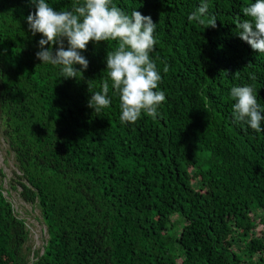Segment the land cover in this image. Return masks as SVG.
I'll return each instance as SVG.
<instances>
[{"label": "trees", "instance_id": "trees-1", "mask_svg": "<svg viewBox=\"0 0 264 264\" xmlns=\"http://www.w3.org/2000/svg\"><path fill=\"white\" fill-rule=\"evenodd\" d=\"M47 2L60 11L83 0ZM251 2L207 0L217 27L206 28L188 20L201 0H113L157 24L151 58L166 101L155 120L133 124L121 122L110 80V107L88 106L117 42H90L87 70L76 65L79 79H65L36 56L31 0H0V118L14 184L48 235L33 252L0 187V264H264V233L254 234L264 221V131L235 120L230 95L254 85L264 107V54L234 24Z\"/></svg>", "mask_w": 264, "mask_h": 264}, {"label": "clouds", "instance_id": "clouds-1", "mask_svg": "<svg viewBox=\"0 0 264 264\" xmlns=\"http://www.w3.org/2000/svg\"><path fill=\"white\" fill-rule=\"evenodd\" d=\"M36 10L27 16L33 35L40 33V50L36 56L43 64L61 66L63 78H77L89 67L83 51L90 42L115 41L117 46L106 57L108 78L102 90L92 92L88 106L100 112L111 105V88L118 93L122 123H136L142 115L157 118L158 107L166 101L159 90L162 76L151 58L157 39V24L151 16L134 10L129 15L113 0H83L70 10L57 11L47 0H31ZM209 4L201 5L188 16L190 22L216 28L217 19L208 17ZM243 19L236 17V34L259 54H264V0H254L241 9ZM65 41L67 46H65ZM168 68L165 66L164 72ZM255 74L251 79L255 80ZM233 116L257 133L264 131V107L257 98L254 85L234 86L230 90Z\"/></svg>", "mask_w": 264, "mask_h": 264}, {"label": "rangeland", "instance_id": "rangeland-1", "mask_svg": "<svg viewBox=\"0 0 264 264\" xmlns=\"http://www.w3.org/2000/svg\"><path fill=\"white\" fill-rule=\"evenodd\" d=\"M5 130L4 123L0 118V170L3 173L0 174V187L5 190V196L12 203L15 213L21 220L26 221L30 234L29 245L32 251L42 253L48 240L47 229L42 222L38 209H34L33 205L24 201L21 196V188L14 184L19 169L16 155L8 144ZM11 185L16 186V188L12 189ZM262 233H264V221L258 220L254 234L261 236ZM33 259L34 253L31 255V260Z\"/></svg>", "mask_w": 264, "mask_h": 264}, {"label": "bare ground", "instance_id": "bare-ground-1", "mask_svg": "<svg viewBox=\"0 0 264 264\" xmlns=\"http://www.w3.org/2000/svg\"><path fill=\"white\" fill-rule=\"evenodd\" d=\"M27 205V204H26Z\"/></svg>", "mask_w": 264, "mask_h": 264}]
</instances>
